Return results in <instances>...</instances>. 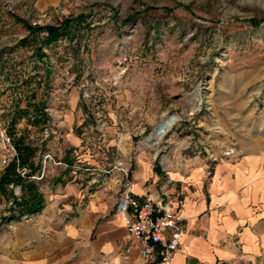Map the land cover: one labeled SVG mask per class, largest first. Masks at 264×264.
I'll use <instances>...</instances> for the list:
<instances>
[{"label":"rangeland","instance_id":"1","mask_svg":"<svg viewBox=\"0 0 264 264\" xmlns=\"http://www.w3.org/2000/svg\"><path fill=\"white\" fill-rule=\"evenodd\" d=\"M81 16L77 33L42 47V28ZM19 137L37 150L35 176ZM142 153L162 168L264 155V0H0V180L13 162L37 184L70 161L109 177ZM7 189L0 264L22 197Z\"/></svg>","mask_w":264,"mask_h":264},{"label":"crops","instance_id":"2","mask_svg":"<svg viewBox=\"0 0 264 264\" xmlns=\"http://www.w3.org/2000/svg\"><path fill=\"white\" fill-rule=\"evenodd\" d=\"M129 166L133 196L162 201L183 222L173 264H264V155L214 167L178 157L162 168L142 153ZM68 167L38 180L44 209L13 224L8 264H159L143 261L117 211L120 173Z\"/></svg>","mask_w":264,"mask_h":264},{"label":"built area","instance_id":"3","mask_svg":"<svg viewBox=\"0 0 264 264\" xmlns=\"http://www.w3.org/2000/svg\"><path fill=\"white\" fill-rule=\"evenodd\" d=\"M11 152L12 157H16L14 147H11ZM3 162L8 164L7 159ZM112 171L120 173L117 211L124 216L126 231L132 243L139 247L143 261L173 264V255L179 249L184 234L181 218L173 208L162 201L151 198L138 199L133 196L134 182L130 178V166L119 163ZM25 174L26 172L23 177ZM43 176L44 170L41 176L36 178L40 180Z\"/></svg>","mask_w":264,"mask_h":264},{"label":"trees","instance_id":"4","mask_svg":"<svg viewBox=\"0 0 264 264\" xmlns=\"http://www.w3.org/2000/svg\"><path fill=\"white\" fill-rule=\"evenodd\" d=\"M84 20L85 17L81 16L77 20H64L58 26H47L42 28L43 32L47 33V37H45L44 41L42 42V47L48 46L62 37H68L73 29H75L77 33V31L80 30V26ZM29 31L32 34H38L37 28L32 27L29 29ZM42 55H44V53H42ZM40 122L41 121L36 120L34 123L40 124ZM12 125L14 126L16 123L13 122ZM13 145L19 155V161L21 165L30 166L31 173L30 175H27V177L35 176V174L38 172L37 170H39V166L33 160L36 157L37 150L33 149V147H30L22 137L17 139L13 138ZM16 168V164L14 162L11 163L7 167L0 180V190L4 195H7V197H13V194L7 189L8 186H21V202L17 204L19 211L17 215L12 213L11 216L7 218V221L9 222L21 221L25 216L37 215L43 211L45 204L44 196L41 193L38 184L35 181L29 180L27 177H21L19 174H17Z\"/></svg>","mask_w":264,"mask_h":264},{"label":"bare ground","instance_id":"5","mask_svg":"<svg viewBox=\"0 0 264 264\" xmlns=\"http://www.w3.org/2000/svg\"><path fill=\"white\" fill-rule=\"evenodd\" d=\"M168 126H169V123L162 125V126L158 129V135H159L160 138L163 137V135H164L166 129L168 128Z\"/></svg>","mask_w":264,"mask_h":264}]
</instances>
